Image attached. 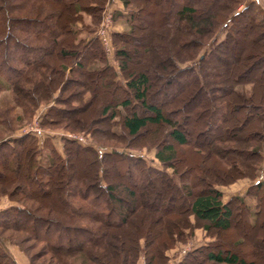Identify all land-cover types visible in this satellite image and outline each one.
<instances>
[{"label": "trees", "instance_id": "1", "mask_svg": "<svg viewBox=\"0 0 264 264\" xmlns=\"http://www.w3.org/2000/svg\"><path fill=\"white\" fill-rule=\"evenodd\" d=\"M107 1L0 0V197L8 200L0 206V264H21L9 246L27 264L44 254L50 259L38 263L136 264L141 257L143 264H157L191 227L190 217L211 239L175 264H201V257L255 264L224 252L209 232L232 225L233 203L251 227L264 216L263 7L257 0H151L169 35L155 52L145 47L144 56L136 32L155 24L150 13L129 7L132 0H120L126 10L116 14L124 29L110 33L124 77L119 83L93 34ZM128 44L135 49L128 51ZM52 48L70 62H49ZM80 54L84 60H77ZM129 62L144 69L128 72ZM70 68L86 79L111 75L119 94L106 99L100 118L109 123V137L124 145L104 143L82 124L78 114L91 98L68 89L72 83L89 88L84 79H67ZM55 89L66 94L59 99ZM49 100L42 126L52 115L68 130L80 124L92 141L62 137L58 149L48 135L17 132ZM148 125H162L165 136L132 143ZM167 138L185 146L179 156ZM202 147L208 158L200 157ZM125 148L153 149L159 165ZM240 176L252 182L243 194L222 200L217 185Z\"/></svg>", "mask_w": 264, "mask_h": 264}, {"label": "rangeland", "instance_id": "2", "mask_svg": "<svg viewBox=\"0 0 264 264\" xmlns=\"http://www.w3.org/2000/svg\"><path fill=\"white\" fill-rule=\"evenodd\" d=\"M259 4L264 7L263 0H257ZM129 7L133 8L134 10L139 7L140 11L143 9V12L150 13L149 18L154 22L155 25H147L146 28H143L141 30L140 34L136 32V35L142 36L140 41H144L145 43L140 45L138 49H140V53H144V56H147V52H143V49L145 47L152 48L149 49L153 53L156 50V46L164 43L165 35H169V32L167 30V26L165 24L163 25L162 21L159 20L162 19V10L161 8H156L157 6H154L151 0H132ZM264 9V8H263ZM126 8L122 6L120 0H109L105 3L100 17L97 24V27L95 29V32L93 34L97 35L102 48L103 52L105 54V59L108 65L113 67L115 70L113 79L115 81H119L121 83L124 80V77L119 72L118 65H117V59L113 55V50L110 42V33L111 32H120L124 29L123 24V16L116 14L117 11H120L124 13ZM121 13V14H122ZM113 14H116L115 17H113ZM144 14V13H143ZM146 25V24H145ZM165 27V28H164ZM113 38V37H112ZM139 39V38H138ZM118 43V46L123 47L122 41L116 40ZM59 48V47H58ZM132 49H135L133 44H128V51H131ZM146 49V48H145ZM55 51V52H54ZM149 52V54H151ZM58 55V49L52 48V52H50L48 55H46V58L49 62L53 63L54 61L56 64L60 63V61H63L65 63H69L70 60L68 58H61L57 56ZM84 60V55L80 54L77 58V60ZM91 62V61H90ZM89 63V61H88ZM132 69L135 70H142L144 69L141 67L138 63L132 64L129 62L126 71H131ZM68 68L66 69V71ZM81 69L78 68H70L69 73L66 74L68 76L67 79H84V86L88 87L89 89H80L79 86L73 85L68 89V91H77L82 90L84 94V99L90 97V101L88 104L83 108L82 112L78 114V117H80L82 124H89L90 127L94 131V135L99 138L104 143H113L116 146H122L124 145L123 142L115 141L114 139L109 137L108 134V127L109 123H107V120L104 118H100V108L106 103L107 98H111L112 96H116V94L119 92L116 91L115 86H113L109 82V78H111V75L109 74L108 77L106 76L104 78V81L100 80L99 77H94L93 74H89L88 79L82 77V74L79 72ZM78 87V88H77ZM91 90V92H90ZM54 94L57 95V98L61 99L60 97L64 96L66 92H60L55 89ZM92 94V95H90ZM157 95H160L157 93ZM61 102V100H60ZM53 100H49L46 103H41L34 115L27 120L20 129L17 130V132H35L37 136L42 137L43 135H48L51 137L52 142L54 143L55 147L60 149L61 144V138L67 137L72 138L77 142L80 143H89L92 141V138L90 134L85 132L84 130H79L76 128V126H79L80 124H73L70 126L72 129L68 130L66 127H64L65 120H55L51 119L49 115L47 119L49 122L46 126H42L40 124V118L44 110L49 104H52ZM68 103H70L68 101ZM63 104L58 103L62 107H68L70 104ZM79 103V102H77ZM134 109L139 110V107L137 108V105L134 106ZM124 111V108H120L118 113H122ZM96 117V122L90 123L88 121L89 117ZM99 117V118H98ZM95 118V119H96ZM88 122V123H87ZM69 128V127H67ZM157 132L155 133L154 131ZM74 135V136H73ZM157 137V139L161 138V136H165L164 133V127L162 125H148L145 127V129L142 131V134L138 137H135L132 139V143H135L137 145L144 144L148 142V140H154V136ZM76 136V137H75ZM77 136L81 137V139H78ZM125 138H127L125 136ZM156 140V139H155ZM122 141L124 139L122 138ZM131 141V140H130ZM168 142L173 143L174 148L176 149V154L179 156L183 149H185V146L177 145L174 143L170 138H167ZM126 150H130L133 152L141 153L145 156L147 161L155 166H158V161L152 156L153 155V149L145 150L144 148H125ZM203 153V147L200 149V154ZM204 158H208L207 156H200ZM261 171H264V150L261 152ZM83 170V168H81ZM113 170L116 171L115 166L113 167ZM84 171V170H83ZM115 173V172H114ZM116 174V173H115ZM252 180L247 176H240L238 178H235L233 181L227 183V184H220L217 185V187L222 191V200H226L228 197L233 196L235 194H243L245 191V188L248 184H250ZM8 202L4 196L0 197V206L5 205ZM232 225L224 230L220 229H214L212 228L209 233H216L217 238L216 240L220 243V247L223 249V251L231 250L236 252L239 257L245 259L246 261L252 260L255 264H264V216L260 218L258 224V227H251L248 225L246 220L245 213L241 212L238 208L239 206L236 204H232ZM147 218V217H146ZM191 219V227H185L184 228V234L180 237V240H176L175 243L170 247L167 248L164 253L166 255L165 260H160L157 262V264H175L180 257L185 254L188 250L191 248L203 245L208 242V240L211 239L210 234H206L204 230L199 227V221H193L192 217ZM263 237V240L260 238ZM9 249L11 251V254L14 256V258L21 264H27L28 260L26 256L19 251L15 246H9ZM45 255V254H44ZM41 256L36 260V264L38 261L40 262H47L50 258L48 255ZM204 257V256H203ZM201 264H227L225 262H217L214 260H207L200 258ZM136 264H143L141 261V257H138L136 260Z\"/></svg>", "mask_w": 264, "mask_h": 264}, {"label": "crops", "instance_id": "3", "mask_svg": "<svg viewBox=\"0 0 264 264\" xmlns=\"http://www.w3.org/2000/svg\"><path fill=\"white\" fill-rule=\"evenodd\" d=\"M263 1H264V0H263ZM262 3H264V2H262ZM263 8H264V7H263ZM259 178H260V179H263V178H264V171H263V172L261 171V174L259 175Z\"/></svg>", "mask_w": 264, "mask_h": 264}, {"label": "built area", "instance_id": "4", "mask_svg": "<svg viewBox=\"0 0 264 264\" xmlns=\"http://www.w3.org/2000/svg\"><path fill=\"white\" fill-rule=\"evenodd\" d=\"M74 136V135H73ZM76 137V136H75ZM78 139H81V137L77 136Z\"/></svg>", "mask_w": 264, "mask_h": 264}]
</instances>
